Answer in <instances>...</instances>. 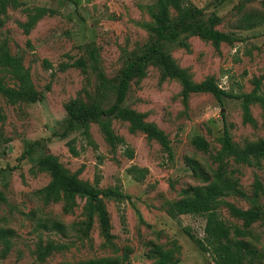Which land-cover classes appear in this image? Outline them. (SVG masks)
I'll list each match as a JSON object with an SVG mask.
<instances>
[{
    "label": "rangeland",
    "instance_id": "1",
    "mask_svg": "<svg viewBox=\"0 0 264 264\" xmlns=\"http://www.w3.org/2000/svg\"><path fill=\"white\" fill-rule=\"evenodd\" d=\"M16 1L0 11V83L15 89L18 74L28 70L43 97L13 104L0 92V232H6L0 235V264L101 258L106 264H215L190 236L203 237L204 216L173 218L168 209L190 196L193 187L208 185L216 171L235 181V189L218 198L219 216L246 231L243 239L261 252L256 261L264 264V220L245 227L244 219L224 204L264 209V158L239 162L222 140L224 124L237 150L264 140V106L251 102L253 121L244 122L242 99L219 102L211 93L196 92L184 100L181 82L148 62L131 80L124 105L167 135L171 155L116 117L109 119L110 127L123 143L111 146L98 120L88 122L87 133L80 124L68 126L65 105L74 101L106 108L114 101L127 60L155 42L157 0ZM182 2L202 20L213 18L214 28L232 41L215 45L182 33L186 47L165 45L176 63L196 83L213 80L231 93L264 96V0ZM40 7L47 11L26 31L21 23ZM170 15L177 13L170 9ZM195 136L205 139V149L193 143ZM47 154L99 190L117 188L124 196L100 194L90 201L62 194L44 200L39 190L51 175L37 161ZM132 166L146 169L142 179L127 172Z\"/></svg>",
    "mask_w": 264,
    "mask_h": 264
},
{
    "label": "trees",
    "instance_id": "2",
    "mask_svg": "<svg viewBox=\"0 0 264 264\" xmlns=\"http://www.w3.org/2000/svg\"><path fill=\"white\" fill-rule=\"evenodd\" d=\"M10 1L13 5L18 4L16 0H0V11H4ZM170 9L176 11L177 15L175 18L171 17ZM46 11L44 7L37 8L36 12L30 15L25 23H21V26L26 31H29L37 19ZM197 14V11L196 13L191 12L183 4L182 0H157V9L153 13L154 26L152 27L155 42L149 45L142 53H137L127 60L114 88V101L106 108L100 107L96 103L69 102L65 105L68 126L80 124L83 132L87 133L88 122L98 120L101 122V130L107 142L111 146H116L118 143H123V139L114 133L110 127L109 119L112 117L120 118L128 122L130 131H141L147 137L157 140L171 155L170 142L167 135L153 123L146 122L141 113L124 105L131 80L142 74L143 68L148 62L158 64L164 74L175 77L181 82L184 100L187 99L190 93L196 92L211 93L219 102L222 101L223 97L242 99L243 121L252 122L253 117L250 113L249 104L253 101H258L264 106V96L256 95L255 93H231L220 88L213 80L196 83L191 80L189 74L176 63L166 50L165 45L172 42H177L183 47L187 46L185 41L179 39L182 33L199 35L212 41L215 45L222 41H232L230 35L214 28L215 20L213 18H208L204 21ZM18 79L19 86L15 89L0 83V92L10 103L14 104L23 100L35 102L43 97L41 93L34 89L28 70L20 72ZM259 82V79H257L255 89L259 87ZM222 140L224 150L232 153L239 162L249 163L251 158H264V140L247 142L242 150H237L232 147L228 128L225 124ZM193 143L201 149H205L207 146L205 139L201 136H195ZM31 149L32 145L24 153H29ZM128 154L131 156L132 153L129 152ZM37 166L39 169L49 171L51 175L50 181L39 190L46 201L59 199L62 194L86 196L90 201L99 200L100 194L115 198L124 196L117 188H108L101 191L96 185L80 179L76 173H71L53 154L41 157L37 161ZM127 172L133 179L140 180L144 176L146 169L132 166L127 169ZM136 172L138 174H135ZM256 184L260 186L258 180H256ZM234 189L235 181H232L229 177H222L221 172L216 171L213 180L208 185L193 187L190 196L172 202L168 209V214L173 218L180 214L189 213L204 216L203 237H195L192 234L190 236L197 246L210 256L215 264H261L256 261V259L260 258L261 252L248 240L243 239L246 231L226 223L216 210L218 198L222 195H227ZM0 197L3 198L1 192ZM224 204L234 216L244 219L245 227H248V225L258 219L264 220V211H262L264 209L243 210L228 202ZM104 220L106 222L105 217ZM5 234L6 232H0L1 237ZM106 263L107 260L101 258L75 264Z\"/></svg>",
    "mask_w": 264,
    "mask_h": 264
}]
</instances>
